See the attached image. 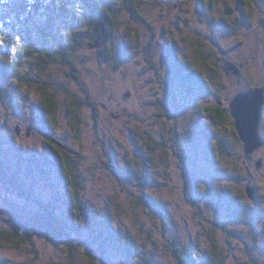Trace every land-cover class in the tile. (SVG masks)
<instances>
[{
	"label": "rangeland",
	"instance_id": "obj_1",
	"mask_svg": "<svg viewBox=\"0 0 264 264\" xmlns=\"http://www.w3.org/2000/svg\"><path fill=\"white\" fill-rule=\"evenodd\" d=\"M136 1L147 21L123 13L108 44L111 57L91 47L87 37L71 52L77 71L56 65L46 75L60 108L72 97L79 102V134L68 116L54 119L44 111L33 83L1 86L6 96L0 100V168L8 158L19 161L12 168H19L31 193L68 217L73 207L57 174L46 180L34 169L29 175L32 168L24 161L49 155L51 143L72 149L84 198L103 216L111 214L122 239L110 243L117 263H124L127 244L133 243V258L143 262L147 255L153 264H178L172 245L184 244L193 251V264H264V146L246 160L233 123L220 126L209 112L219 101L228 109L236 94L264 87V0ZM25 3L34 0H0V23L18 22L15 11L21 15ZM228 17L231 21L224 20ZM9 42H1L4 50ZM226 64L236 65L240 74L226 72ZM194 76L206 84L204 90ZM86 98L102 111L97 123ZM259 135L264 141V110ZM250 184L253 201L245 193ZM144 193L168 210L165 232L151 206L141 202ZM228 194L235 200L229 207ZM7 197L0 182V264H72L67 245L42 236L33 244L8 238L14 224ZM12 201L18 210L39 209L16 194ZM74 238L82 245L75 262L91 264L87 255L93 253L83 244L91 240L89 233Z\"/></svg>",
	"mask_w": 264,
	"mask_h": 264
},
{
	"label": "trees",
	"instance_id": "obj_2",
	"mask_svg": "<svg viewBox=\"0 0 264 264\" xmlns=\"http://www.w3.org/2000/svg\"><path fill=\"white\" fill-rule=\"evenodd\" d=\"M38 1L40 0H34V4H23L20 8L21 15L18 9L15 11L18 15V22L10 23L8 18L6 22L2 19L3 23H0V41L1 39L2 41L7 39L11 41L8 45L10 49L7 50L3 49V44L0 42V100L6 96L5 90L1 87L3 84L16 81H19L20 84L33 83L32 85L39 90L43 97L41 107H44V111L54 119L62 114L68 116L79 134L82 123L79 102L72 97V103L60 108L61 105L57 101L55 93L51 92V83L47 80L46 75L56 65H63L77 71L71 52L76 51L79 44L82 45L87 37L93 40L89 42L91 47L97 49L105 57H111L112 53L108 44L112 42L116 34L119 19L121 20L123 13L132 12L144 22L147 20L141 12V5L136 0H49L50 3L44 4V6L42 4L40 6ZM226 19L231 21V17L224 18V20ZM86 29L87 31H85ZM14 44H17L16 51L11 54ZM202 60L205 64L204 56ZM224 66L228 72L227 64ZM70 76L78 78L73 73H70ZM194 79L198 82L196 87L199 90L202 91L206 88V84L199 77L194 76ZM211 80L214 83L215 77H211ZM83 102L93 108L94 116L97 118V105L93 100L86 98ZM213 109L211 113L220 126L233 123V134L236 140L240 141L230 109L219 106L218 102ZM230 118L231 120H229ZM51 146L49 155L43 156L41 159H36V155H33L32 158H26L24 162H29L30 168H32L29 175L37 170L41 174V178L47 180L51 174H57V181L61 184L60 186L64 187L65 196L68 197L67 204L70 208L73 207L72 217L60 216L57 206L46 205L42 200L36 198L28 189L27 182L21 180L17 175L19 168H12L14 163L19 166V161L16 162L17 160L8 158L10 161L8 163L1 162L2 168H0V182L4 185L8 195L5 203L11 209L10 216L14 224V232L8 234V238L33 244L36 237L42 236L55 245H67L71 249L70 253L73 254L72 264H77L74 258L77 249H79L78 246L82 247V245L75 243L74 236L80 235L85 230L92 240L83 242L93 253L87 255L91 264H153L147 255H142L141 258L145 263L136 261V257L133 258L134 248L132 245L135 247L133 243L127 244L128 249L124 263H121V260L117 263L111 258L114 255L111 254L112 245L110 243L115 239H118L119 243L117 244L122 243L121 237L113 229L111 214L103 216L102 213L97 212L99 210L92 209L90 200L84 198L81 190V176L78 172L79 165L73 159L74 151L56 142L54 145L51 143ZM220 147L224 154L226 150L223 144H220ZM21 154V150H19V155ZM15 194L21 199H28L32 206L39 207L38 211L32 213L28 207L22 210L16 209L12 201ZM144 195L141 202L151 206L153 218L164 224L165 232L164 228L170 221L169 215L166 214L168 210L160 201L148 194L144 193ZM231 197L229 194L226 197L229 203L227 207L233 206ZM227 210L229 212L230 208ZM172 249L178 264H193L195 258L189 246L184 244L182 248L178 245L175 248L172 245ZM118 255L121 258L120 249Z\"/></svg>",
	"mask_w": 264,
	"mask_h": 264
},
{
	"label": "water",
	"instance_id": "obj_3",
	"mask_svg": "<svg viewBox=\"0 0 264 264\" xmlns=\"http://www.w3.org/2000/svg\"><path fill=\"white\" fill-rule=\"evenodd\" d=\"M227 66L228 70H232L235 75L238 76L240 74V70L236 65L227 64ZM218 104L221 107L223 106L221 101ZM229 109L238 136L243 143L244 153L249 158L254 152L264 146V141L259 135L264 110V87H257L250 91L236 94L229 104ZM16 134L20 135L19 128H17ZM257 167H260V164ZM247 195L250 200H254V189L251 187L247 188Z\"/></svg>",
	"mask_w": 264,
	"mask_h": 264
},
{
	"label": "flooded vegetation",
	"instance_id": "obj_4",
	"mask_svg": "<svg viewBox=\"0 0 264 264\" xmlns=\"http://www.w3.org/2000/svg\"><path fill=\"white\" fill-rule=\"evenodd\" d=\"M183 71V69L182 70H180V72H182ZM104 109H106V107H104ZM213 108H211L210 110H209V112L211 113V111L213 112ZM96 111H97V115H96V120L99 122L100 120H99V118L101 117V115H102V111H101V114H100V109H97V107H96ZM95 113V112H94ZM212 115H213V113H211ZM214 116V115H213ZM113 118L115 119V120H120V118H121V116H114L113 115ZM233 119V118H232ZM96 120H95V122H96ZM240 142H241V140H240ZM242 143V142H241ZM243 144V143H242ZM49 147V150H51V148H52V146L51 145H49L48 146ZM243 151H244V146H243ZM245 154V153H244ZM251 157V156H250ZM250 157L249 158H247L246 157V155H245V159L246 160H248V159H250ZM262 164V163H261ZM258 168V167H257ZM251 185H248L247 187H246V189H245V193H246V195H247V188H249ZM251 188H253L254 189V191H255V198H256V190H255V188L252 186ZM247 198H248V195H247ZM254 198V199H255ZM249 199V198H248ZM231 200H233V201H235L234 199H233V197H231ZM250 200V199H249ZM240 201V200H239ZM251 201H253V200H251Z\"/></svg>",
	"mask_w": 264,
	"mask_h": 264
},
{
	"label": "snow or ice",
	"instance_id": "obj_5",
	"mask_svg": "<svg viewBox=\"0 0 264 264\" xmlns=\"http://www.w3.org/2000/svg\"><path fill=\"white\" fill-rule=\"evenodd\" d=\"M0 42H2V41H0Z\"/></svg>",
	"mask_w": 264,
	"mask_h": 264
}]
</instances>
